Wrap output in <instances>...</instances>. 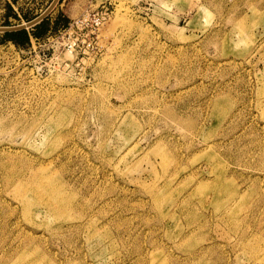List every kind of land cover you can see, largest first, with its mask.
I'll use <instances>...</instances> for the list:
<instances>
[{
    "label": "rangeland",
    "instance_id": "374dc122",
    "mask_svg": "<svg viewBox=\"0 0 264 264\" xmlns=\"http://www.w3.org/2000/svg\"><path fill=\"white\" fill-rule=\"evenodd\" d=\"M49 2L0 0V25ZM44 17L0 31V264H264V0Z\"/></svg>",
    "mask_w": 264,
    "mask_h": 264
},
{
    "label": "trees",
    "instance_id": "16d2710c",
    "mask_svg": "<svg viewBox=\"0 0 264 264\" xmlns=\"http://www.w3.org/2000/svg\"><path fill=\"white\" fill-rule=\"evenodd\" d=\"M46 17L32 25L31 28H15L2 32V39H8L15 44H24L29 41L30 35L39 36L45 29Z\"/></svg>",
    "mask_w": 264,
    "mask_h": 264
},
{
    "label": "water",
    "instance_id": "95a60500",
    "mask_svg": "<svg viewBox=\"0 0 264 264\" xmlns=\"http://www.w3.org/2000/svg\"><path fill=\"white\" fill-rule=\"evenodd\" d=\"M57 0H50V2L48 3V5L36 16H34L33 18L22 22V23H17L14 25H0V31H5V30H10V29H15V28H25L29 25H32L36 22H38L40 19H42L47 13L48 11L53 7V5L55 4Z\"/></svg>",
    "mask_w": 264,
    "mask_h": 264
},
{
    "label": "built area",
    "instance_id": "2783aa9c",
    "mask_svg": "<svg viewBox=\"0 0 264 264\" xmlns=\"http://www.w3.org/2000/svg\"><path fill=\"white\" fill-rule=\"evenodd\" d=\"M106 14H107L106 11H95V12H92L89 17L88 13L85 11L84 13H82L81 19L84 20L88 17L89 29L93 31L105 19Z\"/></svg>",
    "mask_w": 264,
    "mask_h": 264
}]
</instances>
